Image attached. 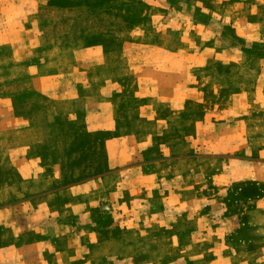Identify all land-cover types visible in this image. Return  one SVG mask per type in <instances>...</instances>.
I'll return each mask as SVG.
<instances>
[{
  "label": "rangeland",
  "instance_id": "374dc122",
  "mask_svg": "<svg viewBox=\"0 0 264 264\" xmlns=\"http://www.w3.org/2000/svg\"><path fill=\"white\" fill-rule=\"evenodd\" d=\"M73 1L81 2L53 4L65 9ZM89 1L99 9L100 0ZM57 16L64 21L68 17L66 12ZM102 16L91 15V33H100L102 22L122 27L124 38L130 36L131 20L143 18L141 11ZM218 27L234 53L245 55L255 76L264 71V40L246 42L236 31ZM257 96L252 91L249 108L234 115L231 110H195L203 125L188 130L209 138L196 142L180 161L164 156L181 128L164 124L167 111L154 119L136 113L108 128L89 127L80 116L63 117L49 127L44 143L12 161L1 151L6 140L0 136V264L29 262L34 253L49 260L56 249L72 251V262L82 263L93 246L119 235V255L104 246L93 254L96 264H197L210 257L219 264H264V101ZM44 98L28 99L27 110L38 109ZM125 98L123 109L140 108ZM234 118L241 124L235 133L221 125ZM146 132L153 142L145 150L123 143V137ZM127 147L141 154L135 161L138 171L123 177V188L110 190L117 177L104 176L111 160ZM130 241L134 255L126 247ZM198 243L204 245L201 250ZM225 245L229 248L224 253L208 251Z\"/></svg>",
  "mask_w": 264,
  "mask_h": 264
},
{
  "label": "crops",
  "instance_id": "0c3cea01",
  "mask_svg": "<svg viewBox=\"0 0 264 264\" xmlns=\"http://www.w3.org/2000/svg\"><path fill=\"white\" fill-rule=\"evenodd\" d=\"M53 3L0 0V136L6 140L1 151L11 161L44 143L49 127L63 117L80 116L89 127L108 128L136 113L154 119L160 111L168 112L165 125L181 127L163 150L168 161H180L194 151L196 142L209 138L188 130L203 125L195 110H231L234 115L249 108L252 91L260 94L258 102L264 101V71L255 76L245 55L234 53L226 32L218 27L236 31L246 42L264 40V0H142L143 11L137 3L108 0H100L99 9L89 0L73 1L65 9ZM140 11L142 20L129 23V38L119 34L122 27L102 22L100 33H91V15ZM63 12L68 15L65 21L57 16ZM38 96L45 98L29 112L27 100ZM125 96L140 108L123 109ZM239 122L234 118L221 125L235 133ZM122 140L145 150L153 136L146 132ZM139 157L128 147L115 155L104 176L117 177L110 190L123 188L127 173H137ZM209 235L204 237L213 238ZM131 242L126 244L130 255L135 250ZM121 244L120 235L99 242L82 263L72 262V251L56 249L49 260L34 253L32 261L13 264H96L94 253L112 246V254L119 255ZM203 246L196 244L200 250ZM225 246L208 251L224 253L229 248ZM197 264L219 262L210 257Z\"/></svg>",
  "mask_w": 264,
  "mask_h": 264
}]
</instances>
